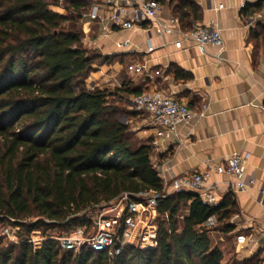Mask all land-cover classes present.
Returning a JSON list of instances; mask_svg holds the SVG:
<instances>
[{"label":"trees","instance_id":"16d2710c","mask_svg":"<svg viewBox=\"0 0 264 264\" xmlns=\"http://www.w3.org/2000/svg\"><path fill=\"white\" fill-rule=\"evenodd\" d=\"M157 1L185 31L203 17L195 0ZM59 4L0 0V224L21 230L19 243L0 238V264H222L224 253L213 247L205 222L216 215L218 226L229 218L233 194L216 207L194 192L159 199L156 249L127 246L110 258L88 248L64 250L53 238L90 225L94 208L124 193L164 188L153 147L122 120L131 114L112 101L116 91L87 84L94 64L110 60L84 44L79 22L93 1L64 0L67 14L52 9ZM263 9L258 0L242 13L251 17ZM251 35L261 38L264 23ZM34 231L47 237L38 248L26 241ZM229 264H263V258L257 252Z\"/></svg>","mask_w":264,"mask_h":264},{"label":"crops","instance_id":"0c3cea01","mask_svg":"<svg viewBox=\"0 0 264 264\" xmlns=\"http://www.w3.org/2000/svg\"><path fill=\"white\" fill-rule=\"evenodd\" d=\"M195 1L203 10L195 26L218 24L222 50L209 47L202 54L192 40H185L183 48L177 49L175 37L160 34L152 22L146 23L147 28L134 30L114 26L104 34L95 16H104L107 8L102 0H94L80 23L86 32L84 44L110 60L94 65L87 84L116 91L118 97L112 98L127 105L131 130L152 145V159L162 179L171 181L206 170L234 154L248 155L245 171L254 181L246 189H238L229 174L214 173L209 180L216 183L221 201L233 194L236 202L229 218L215 227L218 242L213 247L223 251L222 264H229L225 250L231 244L234 258L261 252L264 264V35L259 39L251 35L259 22L264 23V9L248 17L242 13L244 6L258 0ZM173 17L170 7L163 5L159 20L167 23ZM126 39L130 45L122 47ZM150 46L153 51L148 50ZM135 63L146 64L148 71L143 75L130 72L128 66ZM157 69L163 74L155 75ZM175 69L188 77L177 78ZM139 90L171 95L187 104L196 116L180 124L176 134L160 137L150 116L131 103L138 95L134 91ZM239 236L249 241L240 245Z\"/></svg>","mask_w":264,"mask_h":264},{"label":"built area","instance_id":"2783aa9c","mask_svg":"<svg viewBox=\"0 0 264 264\" xmlns=\"http://www.w3.org/2000/svg\"><path fill=\"white\" fill-rule=\"evenodd\" d=\"M102 2L107 12L104 16L98 15L95 18L104 34L111 32L114 26L134 30L139 27L147 28L146 23L152 22L160 34L175 37L177 49L183 48L185 40H192L202 54H205L209 47L222 50L224 46L222 30L218 24L198 25L190 31H185L176 17L167 23L161 22L159 15L163 5L157 0H102ZM120 45L127 47L130 41L123 40ZM148 50L153 51L154 47L150 46ZM128 70L143 75L148 71V67L146 64L135 63L129 65ZM163 72L160 69L154 71L155 75H162ZM132 105L150 116L151 122L158 128V135L163 138L176 134L180 124L189 123L196 116L187 104L164 93L143 92L133 97ZM247 158L248 155L234 154L206 170L186 173L171 181L163 177L162 191L145 190L134 197L124 193L100 208L90 225L78 227L53 238L60 242L64 250L79 252L83 248H88L96 252H106L110 258L121 255L127 246L144 250L156 249L159 245V226L156 221L159 199L169 194V189L172 192H194L205 205L216 207L221 200L217 195V185L210 183V178L214 173L229 174L235 178L234 184L238 189H246L254 181L246 175ZM261 195L264 198V185ZM217 224L216 215L210 216L205 222L210 233L215 231ZM36 233L40 231L32 232L26 241L38 248L47 237L36 239L33 236ZM14 238L17 241V237ZM248 241L246 236L237 238L240 245Z\"/></svg>","mask_w":264,"mask_h":264},{"label":"rangeland","instance_id":"374dc122","mask_svg":"<svg viewBox=\"0 0 264 264\" xmlns=\"http://www.w3.org/2000/svg\"><path fill=\"white\" fill-rule=\"evenodd\" d=\"M92 1H94V0H92ZM95 1H97V0H95ZM63 2H64V0H59V6H53L52 7V9L54 10V11H57L58 13H61V14H67L68 13V10L64 7V4H63ZM79 23H81V21L79 22ZM69 25L70 24H68V27H69ZM82 27V29H83V32H84V36H85V34H86V32H85V29H84V27L83 26H81ZM85 47H86V45H85ZM86 48H88V50L90 51V52H92V51H96V50H94V48H89L88 46L86 47ZM94 65H97V64H94ZM116 97H118V94L116 95ZM112 99V101H116V98H111ZM132 103V102H131ZM120 106H122L124 109H126L127 110V105L126 104H123V103H118ZM135 109V108H134ZM136 110V109H135ZM133 111V110H132ZM140 114H144L142 111L140 112ZM122 120L125 122V123H128V117L127 116H123L122 117ZM129 124V123H128ZM129 126L130 127H132V124H129ZM106 204H102V205H100V206H98V207H96V208H94L90 213H89V215H91V218L92 219H94L95 218V216L97 215V213L99 212V209L100 208H102L103 206H105ZM91 223H92V220H91ZM7 230H9L8 231V233H9V235H7L6 233H7ZM20 233H21V230L20 229H18L17 227H15V226H13L12 224H10V223H3V224H0V238L1 237H4V241L6 242V243H8V244H11V243H18L19 241H21V238H20ZM50 233H53V232H50ZM59 234V233H58ZM57 234V237L59 236ZM210 235H211V238H212V243H213V245H215L217 242H218V240H217V238H216V233H215V231L213 232V233H210ZM33 236L36 238V239H40L41 237H44V235H43V233H42V231H40V233H36V234H33ZM14 237H17V241H16V239L14 238ZM43 242V241H42ZM220 242V241H219ZM234 251H235V249H233V247H232V244L230 245V246H228L227 248H226V250H225V253H226V261L228 262L229 261V263L232 261V259H234Z\"/></svg>","mask_w":264,"mask_h":264}]
</instances>
